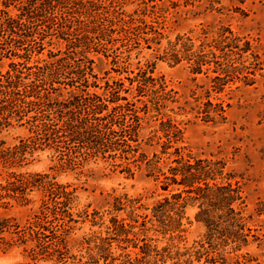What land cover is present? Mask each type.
Instances as JSON below:
<instances>
[{
	"label": "rangeland",
	"instance_id": "1",
	"mask_svg": "<svg viewBox=\"0 0 264 264\" xmlns=\"http://www.w3.org/2000/svg\"><path fill=\"white\" fill-rule=\"evenodd\" d=\"M97 5L89 21L99 33L91 39L99 53L88 55L98 85L117 81L118 94L134 102L132 111L116 108L108 114L123 121L127 132L112 138L115 150L95 157L84 147L70 153L65 146L72 143L60 133L62 156L50 144L31 142L25 120L2 130L3 148L30 147L16 153L12 165L0 166V219L17 224L21 237L8 245L15 233H0V264H264V0H99ZM48 39L36 56L46 58L48 49H56ZM174 42L190 59L167 58ZM83 55L84 49L75 54ZM197 59L205 63L193 72L189 62ZM8 61L0 62L2 71ZM133 111L142 116L140 125H130ZM168 118L182 129L178 145L194 157L221 161L224 172L234 175L250 216L246 244L225 237L206 242V228L195 218L197 205L190 202L180 226L175 224L178 230L164 231L161 223L176 215L168 207L159 211L160 204L165 198L175 201L171 195L178 192L175 185L161 188V172L173 156L162 152L165 138L155 130ZM135 129L137 141L128 136ZM9 172L29 176L30 182L8 184ZM15 189L20 201L13 199ZM37 216L46 230L29 239L26 227ZM216 253L224 262L209 260Z\"/></svg>",
	"mask_w": 264,
	"mask_h": 264
},
{
	"label": "trees",
	"instance_id": "2",
	"mask_svg": "<svg viewBox=\"0 0 264 264\" xmlns=\"http://www.w3.org/2000/svg\"><path fill=\"white\" fill-rule=\"evenodd\" d=\"M98 1L0 0V62L4 58L9 60L5 71L1 70L0 64V133L12 121L19 123L25 120L31 133L30 141L50 144L61 156L63 150L57 140L59 133L67 138L68 143H72V148L70 145L65 146L70 153L77 152L78 147H84L87 149L86 154L102 157L109 147L112 151L115 150L112 138L117 135L123 137L127 132V125L123 121H114L111 116L108 118V114L116 108L132 111L130 107L134 102L118 94V90L114 88L117 81H105L103 86L98 85L99 77L92 66L94 59L88 55L91 51L99 53L91 40L99 33L95 32L96 26L89 21L90 17H95L98 13ZM91 10L92 14L89 12ZM80 15H84L85 19L79 20ZM33 33H36L35 39ZM47 37V44L56 45V49H48L46 58L36 56L45 49L44 40ZM52 39L56 42H52ZM170 46L171 51L167 57L170 61L176 63L182 58L190 59V53H181V43L174 42ZM83 49V57L75 56ZM103 55L107 57V54ZM189 63L193 72H198L205 62L197 59ZM145 81L141 83L143 86H147ZM101 87L104 92L90 90ZM138 92L140 96H147L144 91L142 94L141 91ZM149 98L151 102L152 97ZM120 100L125 102L120 103ZM219 109L223 111L221 105ZM129 118L130 125L134 122L140 125L142 116L134 115L133 111ZM102 120L103 123L100 122ZM114 125L118 129H114ZM155 131L165 138L161 142L162 152L173 156L167 171L161 172V188L169 190L175 185L178 190L171 195L175 201L165 198L163 204H160L163 207L159 211L168 207L176 215L175 220L173 218L170 223H161L164 231L178 230L175 224L180 226L184 208L190 202L197 205L195 218L206 228V242L225 237L232 238L238 245L246 244L250 233L247 218L250 216L245 215V199L238 182H233L234 175L224 172V163L221 161L194 157L188 153L185 145H178L183 132L172 119L161 120ZM133 132L135 135L129 132L128 136L137 141V129ZM3 143L0 140L2 167L12 165L14 155L30 147L27 144V147L22 145L8 149L3 148ZM169 148H173V151H167ZM8 176L12 178L8 184L30 182L29 176L15 172H9ZM13 192L16 194L12 195L13 199L20 201L21 193L18 189ZM257 212L262 211L257 209ZM10 221L9 218L0 219V233L11 230L16 235L10 238V242L6 241L8 245L21 240L17 224ZM26 228L29 239L33 240L46 230L38 216ZM199 244L203 247V242ZM218 256L216 253L209 260L212 263L224 262L220 261L223 260L222 255ZM217 257L218 260H213Z\"/></svg>",
	"mask_w": 264,
	"mask_h": 264
}]
</instances>
